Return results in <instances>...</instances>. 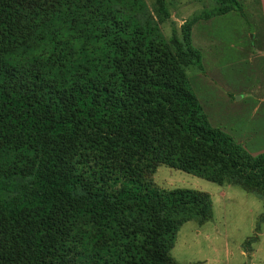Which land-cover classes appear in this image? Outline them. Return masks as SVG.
Masks as SVG:
<instances>
[{"label":"trees","instance_id":"16d2710c","mask_svg":"<svg viewBox=\"0 0 264 264\" xmlns=\"http://www.w3.org/2000/svg\"><path fill=\"white\" fill-rule=\"evenodd\" d=\"M220 1L203 18L245 17ZM169 16L164 0H0V264H181L176 232L209 221L211 197L159 188V165L264 200V152L213 126L189 80L198 18L165 38Z\"/></svg>","mask_w":264,"mask_h":264},{"label":"rangeland","instance_id":"374dc122","mask_svg":"<svg viewBox=\"0 0 264 264\" xmlns=\"http://www.w3.org/2000/svg\"><path fill=\"white\" fill-rule=\"evenodd\" d=\"M144 1L151 10L157 2V0ZM164 3L170 14L169 18L164 19L160 25L165 38L173 32L180 33V26L185 21L193 18L208 19L203 16L212 14L221 6L220 0H164ZM241 6L245 17L238 10L235 11H238L247 24H250L245 9L242 4ZM220 15L225 17L222 14H214L209 18ZM238 24V22L228 23L222 19L217 23L213 21L208 31L205 30L217 33L216 37L221 34L220 49H223L224 55L222 59L215 61L216 68L221 70L223 77L235 81L236 86L240 83L233 76L251 70L247 63H232L231 66H235L232 67L235 71H232L228 64L227 52L238 51L242 46L238 39L233 37L230 40L228 37L239 31ZM195 71L197 70L194 67H189L188 76L190 77ZM199 73L205 74L206 71ZM250 82L251 79L245 77V83ZM225 93L228 94L230 91ZM233 96L236 97L234 93ZM244 100L248 104L252 102L249 96ZM228 118H230L228 124L223 126H230L221 130L240 143L249 154L254 156L264 152V111L259 112L254 123L250 120L247 125L246 120L238 118L235 113L229 114ZM149 179L162 189L189 188L207 192L211 197L212 218L209 221L198 224L194 220H188L177 230L170 250L174 260L181 264H264V220L260 219L264 214V200L261 196L248 192L239 185H219L166 165H159ZM257 225L259 229L256 231ZM255 235L257 239L252 240ZM250 238L252 239L246 242Z\"/></svg>","mask_w":264,"mask_h":264},{"label":"crops","instance_id":"0c3cea01","mask_svg":"<svg viewBox=\"0 0 264 264\" xmlns=\"http://www.w3.org/2000/svg\"><path fill=\"white\" fill-rule=\"evenodd\" d=\"M239 1L245 9L250 24H247L238 11L230 10L222 14L225 17L220 15L197 20L191 28V41L202 52V62L206 73L201 74L195 71L190 75L189 80L210 123L220 129H228L230 125H223L228 124L230 119L228 115L231 113L246 120L247 125L250 120L254 123L259 112L264 111V0ZM222 19L228 23H239V31L228 37L230 40L233 37L238 39L242 46L238 51L227 52L229 66L238 62L247 63L251 68L250 71L233 76L239 80L240 84L237 86L235 81L229 77H223L221 70L216 68L215 61L222 59L224 55L223 49H220L221 34L216 37L217 33L205 31L206 29L208 31L213 21L217 23ZM232 71L235 69L232 68ZM245 77L250 78L252 82L245 83ZM225 91L230 93L226 94ZM247 96L252 98L250 104L244 100Z\"/></svg>","mask_w":264,"mask_h":264}]
</instances>
